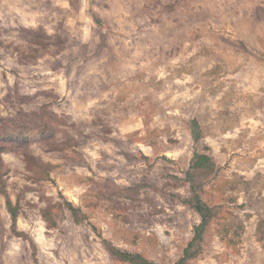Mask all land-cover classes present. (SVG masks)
I'll return each mask as SVG.
<instances>
[{
    "label": "rangeland",
    "instance_id": "1",
    "mask_svg": "<svg viewBox=\"0 0 264 264\" xmlns=\"http://www.w3.org/2000/svg\"><path fill=\"white\" fill-rule=\"evenodd\" d=\"M0 62V264H176L196 150L218 212L186 264H264V0H0Z\"/></svg>",
    "mask_w": 264,
    "mask_h": 264
},
{
    "label": "trees",
    "instance_id": "2",
    "mask_svg": "<svg viewBox=\"0 0 264 264\" xmlns=\"http://www.w3.org/2000/svg\"><path fill=\"white\" fill-rule=\"evenodd\" d=\"M191 129H192V137L194 141L195 142L200 141L203 137V132L198 119L194 118L192 120ZM6 151H7V147H5L3 144H0V192L6 198V207L11 215L13 231L18 234L17 222L20 214V202L18 201L16 204L13 203L12 199L9 196L7 184L4 178L8 174V170L5 169L4 167L3 156H2L3 153ZM30 160L34 161L35 157L31 155H25L26 164L30 163ZM26 166L27 169L31 172H35L34 171L36 170L35 168H38L37 172L46 174L45 176H48L49 178L50 165H37L38 167L34 165H26ZM215 168H216L215 162L213 161L210 155L199 152L197 150L194 152L190 168L187 171V179H186L188 182H190L192 196L188 199H183V202L191 206L197 213H199L201 217V223L195 227V235L193 239L188 243L187 247L184 250L183 256L179 259V261H177L176 264H186L188 260L194 258L197 255V249H196L197 245L199 242H201L207 226L210 224L213 217L218 212L216 207L208 205L203 200L200 194L202 187L196 185L195 183V177L197 172L200 171L211 172L215 170ZM58 205L60 208L69 209L76 222H81L85 220L81 208L75 206L70 201L64 200L63 203H59ZM53 207H54L53 205H48L42 211L43 218L47 221L48 225L51 227L57 226L59 219V214L53 213L52 211ZM93 228L95 231L97 230L95 226H93ZM103 243L109 250L110 254L118 260L128 262L129 264H156L154 261L148 259L139 252H130L118 248L117 246L109 242L107 239H103Z\"/></svg>",
    "mask_w": 264,
    "mask_h": 264
}]
</instances>
